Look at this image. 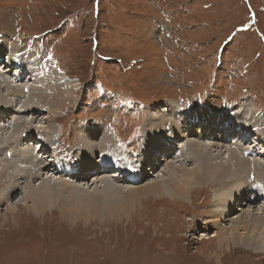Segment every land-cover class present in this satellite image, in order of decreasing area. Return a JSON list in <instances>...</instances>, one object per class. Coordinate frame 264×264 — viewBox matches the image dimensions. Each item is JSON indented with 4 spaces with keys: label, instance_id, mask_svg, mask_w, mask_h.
I'll return each instance as SVG.
<instances>
[{
    "label": "rangeland",
    "instance_id": "obj_1",
    "mask_svg": "<svg viewBox=\"0 0 264 264\" xmlns=\"http://www.w3.org/2000/svg\"><path fill=\"white\" fill-rule=\"evenodd\" d=\"M4 36L49 49L54 69L66 77L61 90L74 91L56 115L38 117L44 121L52 114L45 125L53 144L60 124L56 122L66 127L72 121L68 139L74 141L76 121L94 120L110 123L129 138L124 153L133 158L141 148L147 114L159 115L167 99L182 105L184 114L199 111L201 104L213 111L240 106L250 109L252 117L238 112L237 120L257 129L255 116L264 122V0H0V44ZM26 61L35 62L31 55ZM259 131L260 138L250 140L258 158L264 157V125ZM219 134L224 135L223 130ZM184 163L187 167L179 165L182 171H190L192 164ZM155 175L139 183L161 178ZM20 176L12 178L17 189L7 192L8 183L0 184V264H264L263 251L230 240L218 243L215 235L225 227L229 237L231 218L244 216L242 210L252 203L229 212V220L212 223L218 219L212 194L220 180L213 186L202 182L185 199L171 198L165 189L159 194L122 192L118 198L127 207L109 217L80 208L36 211L24 200L16 203L26 183L39 181ZM49 176L57 177L45 173ZM252 204L257 210L260 201Z\"/></svg>",
    "mask_w": 264,
    "mask_h": 264
},
{
    "label": "bare ground",
    "instance_id": "obj_2",
    "mask_svg": "<svg viewBox=\"0 0 264 264\" xmlns=\"http://www.w3.org/2000/svg\"><path fill=\"white\" fill-rule=\"evenodd\" d=\"M3 38L6 39L5 36ZM19 40L21 44L13 39L11 41L8 37L1 41L4 45L0 44V184L8 183L7 192H9L11 189H17L14 188L16 178L12 180L16 176L22 175L26 179H39V181L36 180V184L26 183L20 196L22 198L18 200L16 198V203H22L24 200L23 204L32 205L36 211L41 207L50 209L53 206L61 212L70 211L71 208L79 211L80 208L92 215L104 212L110 217L118 215L124 205L126 204L125 207L128 205L127 202L120 203L118 195L122 192H133L136 189L147 194L149 191L157 190L159 194L165 189L169 197L185 199L190 196L191 191L203 183L213 186L220 180L221 184L212 194L214 205L218 208V211L213 213L218 219L211 220L212 223L218 224V221L227 220V214L232 210H238L243 203L260 201V205L256 210V207H253L255 204L250 203V210H242L244 216L232 217L230 224L225 225L229 230V237L225 234V227H222V232L215 235L218 243L222 240H230L233 244H242L246 249L254 252H264V161L262 160L264 157H256L252 150L253 140L250 141L251 137L255 140L260 138L259 129L264 122L259 115L255 116L258 129L249 125L253 127L251 129L245 122L242 123L243 121L240 122L241 120L235 118L238 112L240 117H252L250 109H239L240 106H235L222 111H213L205 107V104H201V109L197 107L199 111L191 109L184 114L182 105L167 99L163 102L164 110L159 115L147 114L146 117L144 111V118H147L144 121L146 132L141 133V148L138 154L148 155L146 158L148 163H145L139 171L141 163L131 160V157L124 153V147H121L122 150L119 147L120 144L126 145L129 138L125 140L121 134L116 133L110 123L108 127L94 120L85 119L81 123L78 120L76 139L73 141L68 139L70 137L68 127L72 121L68 122L66 127L65 123L56 122L60 124L57 141L53 144L51 130L45 125L46 118L47 121H51L52 114L46 115L44 121H39L38 117L47 112L56 115L74 91L61 90L60 84L66 77L54 69L49 59L53 58L49 49H45V46L38 48L34 44L22 41L23 38ZM30 55L35 62L27 64L26 58ZM53 60L54 64H58L56 58ZM14 66L17 67L16 70ZM203 106L204 110H202ZM149 108H152L151 105ZM72 112L69 110L67 113L71 115ZM195 124L198 126L191 130L190 127ZM235 129L239 131L235 132ZM222 130L224 135L219 134ZM113 132L118 137L117 141L111 137ZM232 135H236L235 138L231 139ZM205 141L209 144L204 145ZM179 143L181 146H178ZM61 145L69 146L71 150L61 149ZM37 147L38 151H36ZM53 148L57 149L55 151L59 154H54L56 158L47 162ZM171 155L173 160H170ZM99 161L117 166L122 172L126 168H132L136 173L131 180H128L130 177L123 173H118L120 176L116 178V173H108L106 165L102 164L98 168L94 165ZM184 161L193 166L188 172L182 171V166H186ZM19 162L23 166H19ZM180 164L182 166H179ZM241 165L244 168H238ZM94 169L95 171L92 172ZM177 171H180V174ZM161 172H164V175L158 176ZM45 173L57 177H45ZM155 173V178L161 177L157 181L139 183ZM120 182L128 183L130 186H121L118 184ZM142 186L145 187L140 188ZM248 187L251 189L250 192ZM2 192L4 195L7 193ZM232 199H235L234 202H231ZM237 202H240V206Z\"/></svg>",
    "mask_w": 264,
    "mask_h": 264
}]
</instances>
